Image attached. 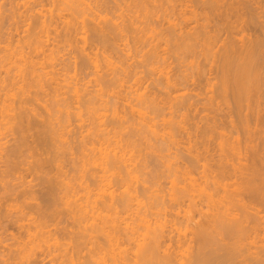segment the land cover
<instances>
[{
    "label": "bare ground",
    "instance_id": "6f19581e",
    "mask_svg": "<svg viewBox=\"0 0 264 264\" xmlns=\"http://www.w3.org/2000/svg\"><path fill=\"white\" fill-rule=\"evenodd\" d=\"M132 1L136 8V13L133 15L137 14L136 16H132L133 18L131 17L133 20L130 22V27L134 28L133 25L137 26L143 20L145 22L146 18H148L147 15L152 13L150 11L151 5L149 6L150 2L153 3L154 1L153 4L156 6L159 2L155 4L156 0H149L148 4L147 0ZM164 1L169 2L173 10L179 4L176 2L181 3V6L180 4L178 6L181 9L179 10L180 13L183 11L180 14L182 20L180 24H175L172 27L174 32H169V38L167 35L164 37L166 39L162 36L166 45L163 48L165 52H163V49L161 50V38L160 41H157V38L153 35V38L151 36L148 37V43L150 42V38L156 39L158 43L152 42L155 45L149 43L151 49L149 48L148 61H145V63L147 62L148 66L154 67L155 65L152 68L151 74L157 75L158 79H154L155 81L159 80L158 82L161 81L163 83V87H160L161 83L157 82L159 84V91L162 90L163 92L165 90L166 98L161 97V92H159L161 96H155L157 95V91L153 92L155 89L153 91L151 89L149 90L151 92H148V88L146 90V85L143 83L147 78L143 80L142 78L145 76L138 75L132 69V64H130V60H132L131 49H127L129 47V45H126L128 44V39H125L128 37L126 33L128 32L129 35L130 30L133 28L131 27V29L128 26L130 28L129 31H125V33L123 31V29H128V24H124L127 28L123 26L121 30H118L120 29H117V27H120L119 24L117 25L118 20L115 22V19L107 18V16L105 18L100 12L107 21L110 19V22L107 25L103 24V26L97 27L100 29L108 27L107 31L112 35L117 32L116 35L118 37L122 33L121 40H125L126 44H123L124 41L123 43L121 42L123 47L121 44L115 42L112 46L113 43L111 44L109 41L111 44L108 46L109 48L107 46L105 48L104 46L103 49V47L101 48L95 43L100 49L88 42L92 38L87 40L88 36L86 34L89 33V30H87L89 24L87 22L91 20L93 23V21L99 20L96 24L100 25V21L104 19L99 11L96 10L98 7L93 5L91 0H40V3H37L39 9L33 6L25 10L27 12L26 15L23 12L24 10L16 13L17 15L19 14V18L33 19V17H36L37 20L35 19V25L33 24L35 27L30 32L31 34L28 33L30 35L25 39L26 41L24 40V46L19 45L16 48L8 46L0 50V136L9 133L14 135L15 138V135H17L15 140L13 138L15 142L12 143L13 145L9 144V146L6 145L5 147V144L3 145L0 142V149H2L0 151V160L6 159L5 161L8 160L12 163L14 160H18L19 154L23 156L20 153L21 149V152L24 151L23 153H26L25 151L27 150H23V148L27 145L28 138L32 137L31 144L33 147L31 145V147L27 146V148L29 150L33 149L31 151H33L35 160L29 161V165L24 160L22 164L25 163L27 167L32 166L31 169L34 171L35 176L38 175L40 179L43 176V180L41 181L46 184L45 188L42 187V184L41 186H39L40 183L37 184L40 188L42 187L41 191L46 193L45 199L46 197L54 198L53 201H56V204L59 203L58 201H62L63 204L61 205L67 208L68 213L78 223L79 227L77 229L79 231L76 233V236L72 232V234L69 233V237L72 235V240H70L72 243L70 242L71 244L69 243L67 246L69 245L71 249L74 248L72 249L74 252L75 250L78 252V249L84 248L83 245H88L87 243L90 242L89 244H92L94 248L91 251V253L93 252V256L91 255L93 257L91 260L92 264H264V164H261V161L264 162V159L261 158L262 156L260 157L258 147L251 142L254 141V135L251 137L248 134L251 138L248 137L247 140L251 143L247 141L246 146L247 148L251 146L252 150L250 156L245 158L246 156L243 155L241 148H239V145L237 146V139L235 141V137H232L236 143L232 142V140L230 142V134L228 135L227 131H225L227 133L223 131L225 129L222 127L225 124L221 127L216 119H211V116H218V114L214 113L210 116L211 113H208L206 116H202L200 120L205 119L206 123L203 126L199 125L198 116L194 112L198 108L196 109V104H193L192 100H190L191 102L189 101L190 98L185 96L186 92L184 91L186 87L189 90L190 84L192 86L198 84L195 87H199L204 82V79L205 87H203L205 91H203L206 93H203L206 95L207 104H204L206 111L213 112L215 107L217 111H225L228 119L229 117L231 118V123L235 121L236 117L234 118V116H237L239 123L242 121L241 123L245 124L243 130H247V127L253 125L249 123L252 118L257 122L264 121V114H262L264 112V108L262 110L264 90L261 89L264 86L262 85L264 84V50L262 49L264 47V39L248 37L249 34L247 35L245 26L248 24L245 18L246 15H248L247 18L255 20V17L259 18L257 14L262 12L259 11V7H256L255 9L257 10L258 8L260 12L256 13L258 11L254 12L255 9L250 6V8L248 7V12L242 11L245 8L244 4L246 2L244 4L240 2H244V0H231L232 2L230 1V3L229 0H203V6H206L205 11H207L203 10L204 15H202L203 13H199L200 11L192 9L190 5L192 1ZM247 3L250 4L251 2ZM20 5L18 2L15 7L19 9ZM260 5L262 6V4ZM25 6L26 4H23V8ZM203 6H198V8H203ZM15 11L12 14L13 18H18ZM141 12L145 14L143 15L144 17L141 16ZM212 13H215L216 17L220 18V24L218 22H215L216 25L213 23L216 27L211 25L212 22L209 20L211 17L209 14ZM12 15H9V18ZM140 17L144 19L139 21ZM10 20H13L12 17ZM147 21L149 19L146 20L147 26L145 28L140 29L139 25L136 27L137 30L140 29L136 34L139 31L143 33L148 26L150 27L152 19L149 23ZM191 21L196 23L195 27L188 29L183 26L188 25ZM59 23H64L65 29V38L60 37L62 39L61 45L65 43L64 41H67L65 45L69 47L73 46L71 47L73 49H75L74 46L76 45V50L80 49L78 52L84 53V56L81 54L83 56L82 59L87 61V63L84 61L82 63L93 68V80L90 79L89 82L86 81L87 83L84 82L82 84L81 79L78 80V76V78L76 75L72 76L68 73V70H62V68L59 70L56 67L59 64L56 60H59V57L63 56L60 49L65 47L62 46L60 48V42L59 44L57 42L60 41V39L58 40V36H62L60 33L59 35L56 33L57 28L60 26ZM114 23L117 31L115 28H112L114 27ZM257 23L256 26L258 25ZM260 23L263 22L261 21ZM218 24L223 26V28L225 26L224 31H222L223 28L222 30L220 29L221 26ZM152 28L150 33L152 30L153 32L155 30ZM262 28L264 29V26ZM98 30L97 33L95 32L96 34H99ZM100 31L103 32L104 30L101 29ZM107 31L104 32L107 33ZM256 31H258L257 28ZM54 32L57 34V40L56 37L54 40L51 37ZM90 32L93 33V31ZM223 32H226L227 35H222L221 33ZM109 33H104L105 37L107 36L106 38L111 36H108ZM131 33L132 35L134 33V39L138 36L139 40L141 39L139 36L144 35V33L143 35H136L133 30ZM238 34L242 35L238 37ZM261 34L264 33L262 32ZM102 36L103 34L101 36L96 35V37H99L97 40L105 38L104 36L101 38ZM63 39L65 40L63 41ZM108 39H111V37ZM108 39L105 40L108 41ZM144 39L145 37L143 41ZM79 42L83 43H81L82 46L77 44ZM88 43L95 47L89 46ZM51 45L53 48H51ZM169 47L171 48L169 49ZM167 49L170 52L172 51L171 49H174L173 52L176 53V59L179 61L181 58L185 59L183 55H196V59L198 55H201L200 58L204 57L202 59V61L204 60L203 64L198 59V61L192 59L189 64L184 66L182 60L180 62L182 67H179V62L177 64L179 72L181 68L183 70V67H185L183 71L190 69L191 73L189 72V75H191L195 70V75L189 77V75H185L187 72L184 75L180 72V75L174 71L175 74H171L172 70H176V66L171 67L170 59H168L170 58L169 51ZM197 49L201 52L197 51ZM173 52L172 55H175ZM165 54L167 55L165 56ZM58 55L62 56L58 57ZM188 59L186 58V61ZM201 65L204 66L202 67ZM82 66L80 65V67ZM105 67L109 68L114 74L113 76L111 73L112 77L110 72L108 73V69L107 74L110 75L111 78L108 77L110 80L105 79V77L107 78L106 73L104 74ZM186 68L188 69L186 70ZM100 72L105 76L100 74ZM154 80L152 81L154 82ZM158 84H155V86ZM158 87L155 88L158 90ZM46 97H48L47 100L45 99ZM160 97L161 99L159 100ZM166 110H169V117L164 113ZM191 110H194V114ZM75 120L76 122L79 121L78 124L88 130H86L87 134L85 136L81 129V133L84 135L81 134L82 138L90 137L91 141L85 144L87 143L85 140L88 139H80L79 146H81V141L84 143L82 142L81 148L79 146L77 148H80V152L77 150L80 153V157L78 154L79 158L76 159V162L74 161V157L73 159L70 158V160L74 161L72 167H74L75 171L71 170L75 175H70V177L68 175L69 171H65L64 161L67 159L66 155H69L77 147L74 148L72 146L73 142L71 143L75 129L72 131L70 127L73 126L71 124ZM235 123L232 124V128L234 127V129L236 128ZM189 125L191 126L187 127ZM241 126L243 127V125ZM161 130L164 131L162 132L163 134H160ZM71 131L72 135L69 134ZM177 131L179 132L177 133ZM248 131L250 132L252 129L247 130V133ZM179 133H186V136H189L190 147L187 148V151H189L187 156H192V159L188 157L191 159V163L189 164V160L186 159L185 161H188L186 162L188 165L185 163L186 167L174 168L177 163L173 161V158L179 159V156L176 154L172 158L170 157L172 154L163 155L165 157L162 165L164 164L165 168L170 172L175 170V174L170 176L171 192L163 190H152L151 192V180L154 181L156 179L152 183L156 184L158 183L157 179H160L162 175L156 172L157 176H161L158 178L154 176L155 179H153L152 173L150 183L147 181V177L150 175L145 179H143L144 177L142 178L145 175L143 173L150 166L146 162L147 156H149V152L147 153V151L150 150L151 152L153 150L152 153L154 152V154L157 153V156H161L162 153L171 151L173 147L177 148V146H181L184 142L180 137H183L184 134L179 136ZM250 133L252 134V132ZM66 134H68L67 136L71 135L72 139H67V136L65 137ZM77 134L76 136L79 135ZM194 137L196 141L193 140ZM213 138L214 140L217 139V144L214 142V145L218 147L216 146L215 148L220 150L219 158L215 163H211L210 159V152L213 150L211 149L212 146L210 147V143ZM140 139L146 141L148 146L146 143L145 146L149 150L140 147ZM238 139L240 140V137ZM47 140L52 141L51 148L54 150H50V148L47 150L46 146L48 145H45L48 142ZM54 142H58L61 146L59 144L55 145ZM66 142L67 146L64 145ZM48 143L50 144V142ZM73 144L75 145V143ZM27 148L25 147V149ZM144 149H146V154L148 155L144 154ZM2 151H6V153ZM45 152L49 154L51 152V156L45 158L47 156ZM44 154L45 156H43ZM24 156L26 158V155ZM24 156H20L19 160L24 158ZM244 160H247V162L244 163ZM201 161L203 162L201 165L203 166L201 167L203 171L199 174L197 169H200L198 168L200 165H197L198 167L195 165L196 163H201ZM14 162L13 164H6L10 170L5 171L7 168L4 170L6 177L3 176L5 177L3 178L1 176L3 181L13 175L14 171L20 169L21 163L19 164V161L18 163L17 161ZM30 162H32V165ZM193 167L201 177L196 176L198 174H195ZM54 168L56 169V174L50 176L51 173L53 174ZM19 176L17 175V178L21 180L20 184H11L12 181H5V185L4 183H0L3 184L2 190L4 191L0 193L4 195L0 196V229H4L7 233L11 232L9 229L14 225H17L19 229L26 228L24 220L28 213L34 211L30 212L33 208L30 210L29 207L30 211H28L25 205V199L32 196V194L25 190L27 182L24 175ZM179 176L184 178L183 182L185 184L183 186L180 185L181 182L178 183L179 180L182 181ZM93 183L98 185V192L95 193L94 201H91L92 192L90 191V186ZM147 183L150 185L148 186ZM139 184L142 185H140V188L142 187L141 189H143L142 193H140ZM37 189L34 190L36 191ZM82 189L87 191L85 196L80 195ZM39 193L41 192L38 191L36 194ZM36 194L32 197L38 200V196L41 194L38 196ZM13 197L17 199L16 202L20 203V201H23L24 204L15 207L11 203V201H15ZM33 199L30 202H33ZM45 199H42V202ZM256 202H259V204H256ZM46 203L44 202L40 205L37 203L39 205L38 208L44 204L48 206ZM53 205L55 206V204ZM37 206L36 210H39ZM42 208L44 209V206ZM49 208L47 209L48 211ZM45 210L42 211L45 212ZM42 211H40L39 216H42ZM34 213L36 214V212ZM55 214L57 215V213ZM45 217L43 216L41 219H48H45ZM47 217L50 216L47 215ZM198 217L202 218L200 222L196 221ZM45 223L44 225L39 223L38 226L36 224L34 232L27 230L28 239L26 242L17 241L15 245L19 248H17L19 252L17 249L16 251L23 256L19 258L18 262L15 258L10 257L12 255H4V251L3 254L0 252V264H41V262L43 264L46 257L52 256L54 251H62L60 246L62 244L57 239L58 231H54L55 233L50 231L51 229ZM193 225L194 227H192ZM53 233L56 238L53 237ZM11 234L9 233V236ZM252 237L254 242L248 240ZM97 239L102 240L99 241ZM19 240L23 241V239ZM246 240H248V243ZM193 241L197 246L195 253L190 250H193L191 248ZM2 242L0 240V244L3 245ZM7 248L9 249V253L13 251L11 246H7ZM40 249L42 250L40 253H44L42 255L45 256L44 258L41 256L43 259L39 257L41 254H38ZM66 249L65 251L67 252L68 250ZM240 258L241 260H239Z\"/></svg>",
    "mask_w": 264,
    "mask_h": 264
},
{
    "label": "rangeland",
    "instance_id": "374dc122",
    "mask_svg": "<svg viewBox=\"0 0 264 264\" xmlns=\"http://www.w3.org/2000/svg\"><path fill=\"white\" fill-rule=\"evenodd\" d=\"M9 1L10 0H0V50L1 49H3L4 47L6 48V47H12V48H16L17 46H24V44L23 43H25L24 42V40L25 39H27V37L31 34L30 32L33 30V27H35V26H33V24L36 22V17H33V19L31 18V19H26L25 17H20L19 18V14L17 15L16 13H18V12H22L23 10V12H25L24 14L26 15V11L25 10H28V9H30L31 7H38L37 9H39V5L37 4V3H40V0H15V2H14V0H11L10 1V3H9ZM14 2V4H12L13 2ZM17 1V2H16ZM148 1L149 0H147V3H148ZM150 1H153V0H150ZM149 1V2H150ZM178 1V0H177ZM180 1V0H179ZM182 1V0H181ZM189 1H192L191 3H190V5L192 6V9H194V10H197V11H200L199 13H203L202 15H204V11H205V8H206V6H203V0H189ZM230 1L231 0H229V3H230ZM243 1V0H242ZM253 1V2H252ZM12 2V3H11ZM20 3L21 5H20V7H19V9H17L15 6L17 5V3ZM91 2L93 3V5H95V6H97L98 7V9H96V10H98L99 11V13L101 12L103 15H104V17L105 16H107V18H110V19H115V22H116V20H118L117 21V25L119 24V26L120 27H117V29L118 28H120V29H118V30H121V28L124 26V24H128L127 25V27L129 26L130 27V22H132V20L133 19H131V17L132 16H136V15H133L134 13H136L135 11H136V8H135V6H134V3H133V1L132 0H91ZM159 2V3H158ZM161 2V3H160ZM232 2V1H231ZM246 2V4L248 5L249 3H247V2H251L248 6L246 5V4H244ZM255 2H257V3H255ZM153 3H154V1H153ZM153 3H151L150 2V4H149V6L151 5V10H150V8H149V10L150 11H152V13H153V15H152V13L151 12H149V13H151L150 15H147L148 16V18H146V16H145V18H146V20H148L149 19V21H147L148 23L150 22V20L152 19V24H150V27H149V29H148V27H147V29H146V31H143V33H144V35H143V33H142V31H139V33H137L138 35H143L144 37H145V39H144V41L146 40V39H148V40H146V42H147V44H145L146 42H144L143 41V36H139V38H141L140 40L137 38L138 36H136V38H137V40H136V38L134 39V33H133V35H132V30H133V32H135V34H136V32L138 31V30H140L141 28H145V26H147V24H146V20H145V22H144V20L142 21V23H145V24H139L138 23V25H139V27H140V29H138L137 30V26H135V25H133L134 26V28L132 29L131 27V29L132 30H130V32H129V35H128V32L126 33L127 35L126 36H128L125 40H127L128 39V41H127V43L128 44H126L125 43V40H121V35H122V33H121V31H120V35H119V37L116 35V33L114 34V35H112V34H110L107 30L109 29L108 27L107 28H105V27H102L101 29L102 30H104V31H107V33H109L108 34V36H110L111 37V39H108V38H110V37H108V38H106L105 37V35H104V33L105 34H107L106 32H101L100 30V28H98V27H100V26H103V24L104 25H107V24H109V20L107 21L104 17H103V15H102V17L104 18V19H102L101 21L103 22H101L100 21V25H98V24H96V23H98L99 22V20L97 21V20H95V22L93 21V23L91 22V20L89 21V22H91L92 23V25H91V23H89V22H87L86 24L88 25L87 27H88V29L87 30H89V33L88 34H86L87 36H88V38H87V36H86V38H87V40L88 39H91V40H89L88 42H90L91 44H94L95 46H96V48H102L103 47V49H104V46H105V48H106V46L108 47V46H110L112 43V46L115 44V42H117V43H119V44H121V46H123V44H126L127 46L129 45V47H127V49L128 48H130L131 49V51H130V54H132V60H130V64H132L131 65V67H132V69H134L137 73H138V75H140V76H145L144 78H142L143 80L145 79V78H147V79H145L146 80V82H145V80H144V85H146V90H147V88H148V92H151V91H153L154 89V93H155V91H157L156 93H157V95H155V96H161V93H162V96L161 97H165L166 95H165V93H164V89L163 88H160V89H163L164 91L162 92V90L161 91H159V84L161 83V85H160V87L163 85V83L160 81V82H158V81H155V80H157L158 78H157V75L155 74H151V72H152V68H154L155 67V65H154V67L153 66H148L147 65V62L145 63V61H148V57H149V51H150V49H151V45L149 44V43H151L152 44V42H157L158 40L160 41V38H161V43H162V46H161V50L164 48V47H166V45L164 44V39H166V38H164V37H166V35H167V37H168V34H169V32H171V31H173V26L175 25V24H180L181 23V20H182V18H181V15L180 14H182L183 13V11H181V13H180V11L179 10H181V9H179L180 7L178 6L179 4H180V6H181V3L180 2H176V3H179L178 5H176L175 6V9L173 10V7H171V5H170V3L168 2H166V1H162V0H156V2H155V4H157L158 3V5L156 6V5H154ZM240 3H243L245 6V8H247V9H245V8H243L242 7V5H241V7L243 8V10L242 11H245V12H248L247 10H249V8L250 7H252L253 9H255L256 7H259V9L257 8V10L255 9L254 10V12H256V11H260V12H262V13H260L259 11L258 12H256V13H260V14H257V16L259 17V18H256L255 17V20H251V19H249V18H247L248 17V15H246L245 16V18H246V20L248 21V24H246L245 26H246V31H247V35L249 34V36L248 37H250V38H253V39H256V38H259V39H264V34H261L262 32L264 33V29L262 28L263 26H264V0H244V2H240ZM16 4V5H15ZM23 4H26V6L23 8ZM28 4V5H27ZM35 4H37V5H35ZM253 4H254V6H253ZM260 4H262V6L260 5ZM259 5V6H258ZM30 6V7H29ZM148 6V7H149ZM153 6V7H152ZM178 6V8L176 9V7ZM198 6H203V8H201V7H199L198 8ZM247 6V7H246ZM250 6V7H249ZM260 6H261V8H260ZM12 7V8H11ZM48 7H50V6H48ZM249 7V8H248ZM12 9V10H11ZM14 9V10H13ZM201 9V10H200ZM245 9V10H244ZM16 10V11H15ZM204 10V11H203ZM15 11V14L18 16V18H13V15L12 14H14L13 12ZM97 11V12H98ZM201 11H203V12H201ZM205 12H207V11H205ZM244 12V13H245ZM142 13V12H141ZM146 13V12H145ZM208 13H211V12H208ZM262 14H263V16H262ZM9 15H12V16H10V18H9ZM143 15H145V14H143L142 13V17H144ZM152 15V16H151ZM211 15V17H213V18H211L210 17V21L212 22V24L211 25H213V26H215L216 25V23L215 22H220L219 20H220V18L219 17H216L217 15H215V13H212V14H209V16ZM115 16V17H114ZM151 16V17H150ZM209 16H208V18H209ZM261 16V17H260ZM11 17H12V19L13 20H10L11 19ZM118 19H117V18ZM151 19H150V18ZM201 17H204V16H201ZM263 17V18H262ZM130 18V19H129ZM133 18V17H132ZM141 18V17H140ZM261 18V19H260ZM16 19V20H15ZM25 19V20H24ZM36 19V20H35ZM139 19V18H138ZM142 19H144V18H141L139 21H141ZM212 19V20H211ZM217 19V20H216ZM258 19V21H259V23H257L258 21H256ZM15 20V21H14ZM89 20V19H88ZM87 20V21H88ZM105 20H106V22H105ZM131 20V21H130ZM213 20H214V22H213ZM17 21V22H16ZM97 21V22H96ZM209 21V22H210ZM256 21V22H255ZM263 22V23H260V22ZM16 22V23H15ZM125 22V23H124ZM250 22V23H249ZM253 22V23H252ZM96 25H95V24ZM121 23V24H120ZM213 23H215V25L213 24ZM256 23L259 25H257L256 26ZM64 24V23H63ZM63 24H60L59 23V28H57L58 30H59V32H58V30L56 31V33L59 35V33H60V35H62V36H56L57 34L54 32L53 33V35L51 36L52 37V39L54 40L55 39V37H56V40H57V38H58V40L60 39V41H57L58 42V44H59V42H60V44H59V46L61 45V43H62V39L61 38H63L64 36H65V29H64V25ZM220 24V23H219ZM218 24V25H219ZM35 25V24H34ZM63 25V26H62ZM93 25H95V26H93ZM113 25V23H112V20H111V26ZM122 25V26H121ZM126 25L124 26V27H126ZM141 25V26H140ZM149 25V24H148ZM189 25V26H188ZM188 25L186 24V25H183V26H185V27H187L188 29L189 28H191V27H195L196 26V23H194V22H189L188 23ZM93 26V27H92ZM98 26V27H97ZM110 26V25H109ZM110 26V27H111ZM115 23H114V27H112V28H115ZM219 26H221V25H219ZM248 26V27H247ZM251 26V27H250ZM256 26V27H255ZM95 27V28H94ZM126 27V28H127ZM128 27V29L127 30H125V29H123V31H124V33H125V31H129V28ZM153 27V28H152ZM216 27V26H215ZM215 27H213V29H215ZM263 29H261V28ZM32 28V29H31ZM151 28L152 29H155L154 30V32H153V30L151 31V33H150V30H151ZM222 28H223V26H221L220 27V29L222 30ZM224 28H225V26H224ZM224 28H223V30L222 31H224ZM253 28H255V29H253ZM256 28H257V30L258 31H256ZM29 29H31L30 31H29ZM64 29V30H63ZM96 29V30H95ZM97 29H99L98 31H99V34H96L97 33ZM106 29V30H105ZM116 29V28H115ZM114 29V30H115ZM117 29H116V31H117ZM261 29V30H260ZM114 30H113V32H114ZM134 30H136V31H134ZM145 30V29H144ZM149 32H148V31ZM37 31V30H36ZM63 31V32H62ZM90 31H93V33L92 32H90ZM110 31H111V28H110ZM221 31V32H222ZM246 31H245V33H246ZM256 31V32H255ZM262 31V32H261ZM96 32V33H95ZM100 32H101V34H103V36L105 37L104 39H98L97 40V38H99V37H96V35H100L101 36V34H100ZM112 32V31H111ZM174 32V31H173ZM173 32H172V34H173ZM239 32V31H238ZM259 32V33H258ZM28 33H30V34H28ZM123 33V34H124ZM141 33V34H140ZM145 33H146V36H145ZM150 33V34H149ZM257 33V34H256ZM55 34V35H54ZM96 34V35H95ZM136 34V35H137ZM222 35H224V34H226L227 35V33L226 32H223V33H221ZM252 34V35H251ZM259 34V35H258ZM94 35V36H93ZM155 36V38H157V41H156V39H152L153 38V36ZM165 35V36H164ZM170 35H171V33H170ZM225 35V36H226ZM239 35H242V34H238V37H240ZM256 35H258L257 37H256ZM103 36L101 37V38H103ZM116 36V37H115ZM123 36V35H122ZM149 36H151L152 38H150V42L148 43V41H149ZM162 36H163V38H162ZM61 37V38H60ZM95 37H96V39H95ZM113 37H115L114 39H115V41H114V39H113ZM118 37V38H117ZM222 37H224V36H222ZM263 37V38H262ZM65 38V37H64ZM119 38H120V40H119ZM169 38V37H168ZM167 38V39H168ZM225 38V37H224ZM51 39V40H52ZM105 39H108V41L107 40H105ZM152 39V40H151ZM223 39V38H222ZM53 40H52V42H53ZM65 39H63V41H64ZM112 40V41H111ZM116 40H118V41H116ZM162 40H163V42H162ZM26 41V40H25ZM79 41V40H78ZM81 41V40H80ZM93 41V42H92ZM95 41H97V42H95ZM99 41V42H98ZM109 41H110V43H109ZM123 41H124V43H123ZM264 41V40H263ZM55 42V41H54ZM65 43H63L61 46H60V48L62 47V46H65V47H62V49H60V52L62 53V55H58V57L59 56H62V57H59V60L57 59L56 61H58V63L59 64H57V62H56V64L58 65V66H56L59 70H61V68H62V70H65V71H67L68 70V73L69 74H71L72 76H75L76 75V77L78 76L79 77V79L78 80H80L81 79V82H82V84H84V82H89V80L91 79V80H93V76L94 75H92V74H94L92 71H94V70H92L93 68L92 67H88L89 65H86V64H83L84 62L85 63H87V61H84L82 58H83V56H84V53L82 52L81 53V51L80 52H78L80 49H77L76 50V45L74 46V48L75 49H73V48H71V47H73V46H67V45H65V44H67V41H64ZM104 42H106V43H103ZM123 44H122V43ZM137 42H140V43H137ZM82 42H79V43H77L79 46H82V44H81ZM98 46H100V47H97V45ZM99 43V44H98ZM109 45H108V44ZM155 43H153L154 45H155ZM158 43V42H157ZM22 44V45H21ZM91 44H89L88 43V45L90 46ZM103 44V45H102ZM152 44V45H153ZM53 45H54V43H53ZM55 45H57V43H55ZM69 45V44H68ZM94 45H91V46H93V47H95ZM15 46V47H14ZM111 46V47H112ZM124 47V46H123ZM122 47V48H123ZM172 47V46H171ZM171 47H169V49L171 48ZM51 48H53L52 47V45H51ZM79 48V47H78ZM100 48V49H101ZM109 48V47H108ZM150 48V49H149ZM168 48V47H167ZM173 48V47H172ZM130 49H128V50H130ZM166 49V48H165ZM169 49H167L169 52V57L170 58H168V59H170L169 60V62H170V64L172 65L171 67H175V69L176 70H172V73L171 74H175V73H177V74H180L181 75V73H182V75H184L185 74V72H187L185 75H189L190 73H191V70L190 69H188V68H186V70L187 71H183V70H185V67H183V70H182V68H181V70H180V72H179V67L181 66L182 67V65H181V61L183 60L184 61V63H183V61H182V64L184 65V66H186L187 64H189V62H191L192 61V59L193 60H195L196 59V55L194 56V55H192V54H188V55H183V56H185V59H183V58H181L180 59V61L178 60V59H176L177 58V55H176V53H174L173 51H174V49H171L172 51L170 52V50ZM263 50H264V47L262 48ZM26 50H28V49H26ZM262 50V51H263ZM63 51V52H62ZM197 51H200L199 49H197ZM29 52V51H28ZM163 52H165L164 51V49H163ZM167 52V51H166ZM172 52H173V54H175V55H172ZM201 52V51H200ZM264 52V51H263ZM80 53V54H79ZM167 53V54H168ZM170 53H171V55H170ZM81 54H83V56L81 55ZM167 54H165V56L167 55ZM81 56V57H80ZM174 56H176V57H174ZM182 56V57H183ZM187 56V57H186ZM57 57V58H58ZM130 57V58H131ZM145 57H146V59H145ZM193 57V58H192ZM201 57V55L199 56L198 55V60H200L199 62H202L201 64H203V61H202V59L204 58L203 56H202V58H200ZM60 58H62V59H60ZM186 58L188 59V61H186ZM84 59H85V57H84ZM176 59V60H175ZM196 59V60H197ZM82 60V61H81ZM86 60V59H85ZM178 60V61H177ZM197 60V61H198ZM84 61V62H83ZM177 61V62H176ZM186 61V62H185ZM83 62V63H82ZM178 62H179V64H178ZM177 64L179 65V67L177 68ZM80 65L82 66V67H80ZM85 65V66H84ZM157 66V65H156ZM202 67L204 66V65H201ZM205 66H207V64H205ZM209 66V65H208ZM64 67V68H63ZM69 67V68H68ZM66 68V69H65ZM207 68H209V67H207ZM207 68H206V70H207ZM107 68L105 67V69H104V74L105 75H107V78L108 77H110V75L109 74H107V71H108V69L106 70ZM172 69H174V68H172ZM106 71V72H105ZM175 73H174V72ZM177 71V72H176ZM103 72V71H102ZM102 72H100V74H103ZM110 72V74L112 73L111 71H110V69H109V71H108V73ZM179 72V73H178ZM184 72V73H183ZM190 72V73H189ZM192 72H193V69H192ZM75 73H77V74H75ZM153 73H154V71H153ZM194 73H196V71L194 70ZM191 74L192 76L193 75H195V74ZM103 74V75H104ZM113 74V73H112ZM112 74H111V76H112ZM104 75V76H105ZM109 75V76H108ZM152 75V76H151ZM191 75H189V77H192ZM113 76H114V74H113ZM112 76V77H113ZM173 76V75H172ZM175 76H177V75H175ZM179 76V75H178ZM213 76H214V74H213ZM77 77V78H78ZM92 77V78H91ZM139 77V76H138ZM106 77H105V79L106 80H110L109 78L107 79ZM111 78V77H110ZM178 78V77H177ZM82 79H83V81H82ZM155 79V80H154ZM152 80H154V82L152 81ZM203 81L205 82V80L203 79ZM80 82V81H79ZM80 82V83H81ZM86 82V83H87ZM156 82V83H155ZM159 84H158V83ZM204 82H202L201 84H200V86L199 87H195V85H193L192 86V84H190V86H189V84H188V86L190 87H188V89L189 90H187V87H186V89H184V91L186 92L185 93V96L187 97V98H190L189 99V101L190 100H192L193 101V104H196V111H197V113H196V111H194L195 112V114H197V116H198V121H199V125L200 126H203L205 123H206V121H205V119H203V120H200V118L202 117V116H206L208 113H211L210 114V116L211 115H213L214 113L217 115L218 114V116H215V115H213V116H211V119H216V121H217V123L222 127L224 124V126L222 127L223 129H225V130H223L224 132L225 131H227L228 132V135L229 136H231V138H230V142H231V140H232V142H235L236 141V139H237V146L239 145V148H241V151H242V153H243V155L244 156H246L245 158H247V156H250V153H251V146L249 147V148H247V146H246V142L248 141L247 139H248V137H253V135H254V137H253V140L254 141H251L252 142V144L254 143V145L255 146H257L258 148L257 149H259L260 150V157L261 158H263L264 159V121H259V122H257V121H254V119L252 118V117H250V118H252L250 121L251 122H249V123H251V124H253V125H250L249 127H247L248 129L247 130H251L252 129V131H250V132H252V134L248 131V133H247V130H243V128L245 127V124H243V123H241L242 121H240V123H239V121H238V117L237 116H234V118H235V121H236V123H235V121L234 122H232L231 123V118L229 117V119H228V115L225 113V111H221V110H216V107L213 109V112H211V111H206L204 108V104L206 103L207 104V101H206V95L204 94V93H206V92H204L205 90H204V87H205V85H204ZM146 83V84H145ZM190 83V82H189ZM192 83H193V81H192ZM155 84H158L157 86H155ZM262 85H264V84H262ZM157 88L158 87V90L155 88V87ZM196 86H198V84L196 85ZM204 86V87H203ZM163 87V86H162ZM200 87H202V88H200ZM152 89V90H151ZM194 89V90H193ZM261 89H263L264 90V86L261 88ZM145 89H144V91H146ZM149 90H151V91H149ZM204 90V91H203ZM184 91H182V92H184ZM262 91V90H261ZM159 92H161V93H159ZM181 92V93H182ZM204 92V93H203ZM264 92V91H263ZM180 93V94H181ZM200 95H199V94ZM258 93V92H257ZM174 95H176V94H174ZM161 97L159 98V100L161 99ZM47 98L48 97H46L45 99L47 100ZM166 98V97H165ZM188 100V99H187ZM191 102V101H190ZM262 102H264V99H263V101ZM263 104V103H262ZM160 105H161V103H160ZM263 108H264V104L262 105V110H263ZM225 109H227L226 107H225ZM151 110V109H150ZM187 111V110H186ZM193 111L191 110V112L193 113ZM215 111V112H214ZM220 111V112H219ZM244 111H246V110H244ZM248 111V110H247ZM182 112H184V111H182ZM190 112V113H191ZM217 112V113H216ZM226 112H227V110H226ZM164 113H166L167 114V117H169L170 115L168 114L169 113V110H166ZM188 113H189V111H188ZM191 113V114H192ZM223 113V117L221 116V114ZM244 113V112H243ZM248 113V112H247ZM194 114V113H193ZM192 114V115H193ZM245 114V113H244ZM262 114H264V112L262 113ZM224 115H225V117H224ZM251 116V115H250ZM227 117V118H226ZM218 118H220V119H218ZM233 118V119H234ZM180 119V118H179ZM178 119V120H179ZM225 119V120H224ZM219 120V121H218ZM74 122V123H73ZM72 122V124L71 125H73V126H71L70 128H72V131L75 129V131H74V135H72V131L71 132H69V134H71L72 135V138H71V135H69V136H67L68 134H66L65 135V137L67 136V139H72L71 140V143L73 142V143H75V145L72 143V146L75 148L76 146V148H75V150H72L73 152H70V154L69 155H66V157H67V159L64 161L65 163H64V166H65V171H69V176L70 175H73L74 174V167H72V164H73V162L75 161L76 162V159H78L79 157H80V148H81V146L83 145L82 144V142L83 141H81V146H79V142H80V139L81 140H85V139H88V140H85V142H87V143H85V144H88V142L89 141H91V138L90 137H86V138H82V136H81V134L83 133L85 136H86V134H87V129L86 128H84L83 126H81V125H79L78 123H79V121L78 122H76V120L75 121H73ZM76 122V123H75ZM193 122V121H192ZM253 122V123H252ZM261 122V123H260ZM161 123V122H160ZM191 123V122H190ZM231 125H230V124ZM233 123H235L236 124V128L234 129V127L232 128V124ZM263 123V124H262ZM81 124V123H80ZM247 124V123H246ZM162 125V124H161ZM241 125H243V127L241 126ZM249 125V124H248ZM76 126V127H75ZM191 125H189V126H187V127H190ZM226 126V127H225ZM231 126V127H230ZM75 127V128H74ZM79 127H81V128H79ZM163 128V127H162ZM221 128V129H222ZM81 129H82V133H81ZM161 129V128H160ZM164 129V128H163ZM162 129V130H163ZM227 129V130H226ZM232 129H234V130H232ZM246 129V128H245ZM78 130H80L79 132H78ZM87 130V131H86ZM127 130V129H126ZM160 131L161 133L160 134H163L162 132H164V131ZM166 131V130H165ZM180 131V130H179ZM179 131H177V133L179 132ZM75 132H76V134H77V132H78V136H80V137H78V136H76V134H75ZM193 132V131H192ZM227 132H225V133H227ZM233 132V133H232ZM237 133V134H236ZM247 133V134H246ZM82 134V135H83ZM182 134H184V133H182ZM182 134L181 133H179L178 135L180 136H182ZM234 134V135H233ZM235 134L237 135V138H236V136H235ZM248 134H250V136H248ZM83 135V136H84ZM187 134L185 133L184 135H183V137H180V139H182V141L184 142V143H182V145L181 146H177V148H172V150L171 151H168V152H166V153H162L161 154V156H157V153H155L154 154V152L152 153V151L150 152V150H149V148H147L146 146H145V143H146V141L145 140H141L140 139V141H139V143L141 144V146L140 147H144V148H147L149 151H147V153L149 154V156H147L146 158H147V161L146 162H148L147 164L148 165H150L149 167H148V169L145 171V172H148V173H143V175L144 176H142V178L143 179H145L148 175H150V176H148L147 177V181L150 183V180L153 178V179H155L154 178V176H157L158 174L156 173V172H158V173H160L161 175H159V176H157L156 178H158V177H160L161 176V178L160 179H157L158 180V183H156V184H152V183H154V181L156 180H151V185L149 184V183H147L148 184V186L150 185V191L152 192V190H160V191H165V192H171L170 190H171V188H172V186H171V178H170V176H172L173 174H175V170L173 171V172H170V171H168L167 170V168H165V166H164V164L162 165V163L164 162L163 160H164V157L165 156H163V155H169V154H172L170 157H175L176 156V154L179 156L178 158L179 159H175V158H173V161H175V163H177L175 166H174V168L176 167H186L185 166V163L186 162H188V161H185L186 159L187 160H189V164L191 163V155L190 156H187L189 153V151H187L188 149V147H190V145H189V136H186ZM16 137H17V135H15ZM75 136V137H74ZM15 137V138H16ZM70 137V138H69ZM77 137V138H76ZM232 137H235V139L234 138H232ZM238 137H240V140L238 139ZM250 137V138H251ZM13 138H14V135H12V134H9V133H5V134H2L1 136H0V142L6 147V145H8L9 146V144L11 145L12 143H15L14 142V140H15V138H14V140H13ZM79 138V139H78ZM249 138V139H250ZM29 140H27V145L25 146L26 148H27V146L28 147H31V141L33 140L32 139V137H30V138H28ZM65 139V138H64ZM74 139L76 140V141H78V142H74ZM78 139V140H77ZM196 138L194 137V139L193 140H195ZM216 139V138H215ZM233 139L235 140V141H233ZM69 140V141H70ZM9 141V142H8ZM50 142V144L48 143V142ZM46 142L47 143H45V145H48V146H46V148H47V150L50 148V150H54V149H52L51 148V145H52V141H50V140H47ZM67 141V140H66ZM196 141V140H195ZM217 141V139L216 140H214V138H213V140H212V142L210 143L211 145H210V147L212 146V148L211 149H213V150H211V152H210V159H211V163H215L216 162V160H218V158H219V154H220V150H217L218 148H215L217 145H214L215 143L214 142H216ZM239 141V142H238ZM241 141V142H240ZM30 142V143H29ZM142 142V143H141ZM235 142V143H236ZM248 142H250V141H248ZM250 142V143H251ZM257 142V143H256ZM0 143V144H1ZM55 143V142H54ZM60 143H63V142H60ZM78 143V144H77ZM84 143V142H83ZM143 143H144V145H143ZM58 145L59 143L58 142H56L55 143V145ZM77 144V145H76ZM194 144V143H193ZM216 144H217V142H216ZM245 144V145H244ZM247 144H249V143H247ZM13 145V144H12ZM60 146H61V144H59ZM65 146H67V142H66V144H64ZM63 145V146H64ZM146 145H147V143H146ZM214 145V146H213ZM78 146L80 147L79 149H77L78 148ZM148 146V145H147ZM249 146V145H248ZM25 147L23 148V150H27V151H25L26 153H23V152H21L22 151V149H21V151H20V153H22L23 154V156L24 155H26V158H25V156H24V158H21V160H19L20 159V156L21 157H23L22 155H20L19 154V157L17 158L18 160H14V161H17V163H18V161H19V164L21 163L22 164V162H24V160H26L27 161V164L29 163V161H34L35 160V158H34V154H33V151H31V150H33L32 148H31V150H29V148H27V149H25ZM32 147H33V145H32ZM178 147H180V148H178ZM218 147V146H217ZM65 148V147H64ZM141 148V149H142ZM216 149V150H215ZM245 149V150H244ZM246 149H248V150H246ZM2 149H0V151H1ZM29 150V151H28ZM44 150H46L45 148H44ZM79 152H78V151ZM145 150V153L144 154H146V149H144ZM249 150H250V152H249ZM76 151V152H75ZM3 153H6V151H2ZM78 152V153H77ZM144 152V151H143ZM247 152H248V154H247ZM262 153V154H261ZM27 154H28V156H27ZM45 154L47 155V156H45ZM45 154L43 155V156H45V158L47 157H50L51 156V152H50V154L47 152H45ZM49 154V155H48ZM73 154V155H72ZM78 154H79V157H78ZM148 154H146V155H148ZM152 154V155H151ZM153 154H154V156H153ZM245 154H247V155H245ZM33 156V157H32ZM69 156V157H68ZM153 156V157H152ZM155 156H156V158H155ZM163 156V157H162ZM73 157H74V161L73 160H70V158L71 159H73ZM76 157V158H75ZM150 157H152V158H150ZM170 157H168V158H170ZM186 157V158H185ZM188 157H190L191 159H189ZM160 158V159H159ZM163 158V159H162ZM172 158H171V160H172ZM23 159V160H22ZM33 159V160H32ZM150 159V160H149ZM262 159V160H263ZM6 159H2V160H0V183H4V185H5V181H12L11 182V184L12 183H19L20 184V179H18L17 178V175L19 176H21V175H24V177H25V181L28 183V185H27V183L25 184L26 186H25V190L28 192L29 191V193H31L32 194V196L34 197V195L38 192V191H40L41 193H39V194H41V195H39V194H36L38 197H39V199L37 200V199H33V197L32 196H29L27 199H25V205H26V207L28 208H30V210H29V208H28V211H30V212H32L33 210V212L32 213H28L27 214V217L25 218V220H24V224H25V226H26V228H24V229H19L18 228V226L17 225H14L13 227L11 226L10 227V229H9V231L11 230V232H9L11 235H13L14 236V238H13V236H9V233H7L4 229H0V240L1 241H3L2 243H3V245L2 244H0V245H2L0 248V252L3 254V252H4V255H12V256H10V257H13V258H15V260L18 262L19 261V258H22L23 256H21L22 254H20V253H18L19 251H18V247H16L17 245H15L16 243H17V241H20V242H26L27 241V239H28V232H27V230L29 231V230H32L31 232H34V230H35V227H36V224H37V226H38V224L40 223V224H43L44 225V223L45 222H47V223H45V224H47L46 226L49 228V229H51L50 231H58L57 232V239H58V242L59 243H61L62 245H64L63 247H62V245H60L61 246V248H62V251H54V253L52 254V256H47L46 257V260L44 261V263L43 264H92V259H93V252L91 253V251L92 250H94V248L92 247V244H89V243H87L88 245H83V247L85 248H80V249H83V250H80V249H78V252L75 250V252H74V250H72V249H74V248H70L69 247V245L67 246V244H69L70 242L72 243V241H70V240H72V235H71V237H69L70 235H69V233L70 234H72V233H74L73 235L74 236H76V233L79 231L77 228L79 227L78 226V223H76L75 222V220L73 219V216L71 215V214H69L68 213V210H67V208L65 207V206H63V205H61V204H63V202L62 201H58L59 203H57L56 204V201H53V199L54 198H48V197H46V199H47V201H45L46 199H45V195H46V193H44V191L42 192L41 191V189H42V187L43 188H45V185L46 184H44L43 183V181H41V180H43L42 179V177L43 176H41V179H40V177L38 176V175H36L35 176V174H34V171L31 169V167L30 166H28V167H30V168H28L27 167V165H25V163H23L22 164V166H21V164H20V169L19 170H17V171H19L18 172V174H16L17 173V171H14L15 173L13 174V175H11V176H9V177H7V179L6 180H2L3 178H5L6 177V173H5V175H4V172L5 171H8V169H9V167H7V165L6 164H9V163H12V162H9L8 160L7 161H5ZM7 162V163H5V162ZM11 161V160H10ZM13 161V160H12ZM13 161V163H15ZM21 161V162H20ZM78 161V160H77ZM160 161V162H159ZM163 161V162H162ZM1 162H4V163H1ZM9 162V163H8ZM72 162V163H71ZM247 162V160H244V163H246ZM12 163V164H13ZM17 163H16V166H17ZM32 162H30V164H31ZM200 163V162H199ZM199 163H196V167H198L199 165V167L198 168H200V169H197V171H199V174L203 171V168H201V167H203V166H201L202 164H203V162L201 161V163L199 164ZM264 164V162H262L261 161V164ZM187 164V163H186ZM260 164V165H261ZM29 165V164H28ZM32 165V164H31ZM147 165V166H148ZM162 165V166H161ZM188 165V164H187ZM198 165V166H197ZM5 166V167H4ZM9 166V165H8ZM24 166V167H23ZM194 166V167H195ZM24 169H23V168ZM67 167V168H66ZM194 167H193V169H194ZM195 167V168H196ZM260 167H262V166H260ZM7 168V169H6ZM30 170H28V169ZM6 169V170H5ZM24 171H23V170ZM25 169H26V171H25ZM73 169V170H72ZM182 169V168H181ZM191 169H192V167H191ZM264 169V168H263ZM2 170V171H1ZM5 170V171H4ZM10 170V169H9ZM56 169L54 168V170H53V174L51 173L50 174V176L51 175H54V174H56V171H55ZM71 170L72 171H74V172H71ZM196 169H194V171H195ZM21 171V172H20ZM33 172V174H32V172ZM54 171H55V173H54ZM264 171V170H263ZM2 172V173H1ZM26 174H25V173ZM30 172V173H29ZM28 173V174H27ZM68 173V172H67ZM72 173V174H71ZM152 173H153V176H152V178H151V175H152ZM147 174V175H146ZM155 174V175H154ZM195 174H198V172H196L195 171ZM196 175L197 177L198 176H200V175ZM16 175V177H14ZM75 175V174H74ZM180 175V174H179ZM1 176L3 177V176H5V177H3L2 179H1ZM19 176V177H20ZM27 176V177H26ZM180 176H182V175H180ZM179 176V178H181ZM39 177V178H38ZM71 177V176H70ZM201 177V176H200ZM11 178V179H10ZM15 180H14V179ZM149 178V179H148ZM39 179H40V181H39ZM182 179V181H178V183H180L181 182V184L180 185H184L185 184V182H183V179L184 178H181ZM19 180V182H17ZM15 181V182H14ZM45 182V181H44ZM40 183V185L39 186H41V184H42V187L40 188L39 186H38V184ZM44 184V185H43ZM146 184V185H147ZM1 186H0V193H2V192H4L2 189H3V184H0ZM29 185H31V186H29ZM33 185H34V187H33ZM36 185V186H35ZM140 185L141 184H139V188H140ZM142 186V185H141ZM2 187V188H1ZM30 187V188H29ZM33 189H32V188ZM39 187V188H38ZM181 187V186H180ZM38 188V189H37ZM142 188V187H141ZM140 188V193H142L143 192V189H141ZM34 189H37L36 191L34 190ZM47 189V188H46ZM45 189V190H46ZM31 190V191H30ZM80 190V189H79ZM34 191V193H32ZM90 191L92 192V198H91V201H94V199H95V193H97L98 192V185H95L94 183L93 184H91V186H90ZM86 190H84V189H82V191L80 192V195L82 196H85L86 195ZM155 192V191H154ZM44 193V194H43ZM156 193H157V191H156ZM4 194V193H3ZM34 194V195H33ZM43 194V195H42ZM165 194V193H164ZM0 196L2 197V196H4V195H2V194H0ZM47 196V195H46ZM14 198V197H13ZM32 199H33V202H30V201H32ZM42 199H45V200H43L48 206H46L45 204L43 205L44 206V209L42 208L43 206L41 205L40 206V208H38L39 207V205L42 203H44V202H42ZM13 200V199H12ZM14 200L15 201H11V203L15 206V207H18L19 205H22V204H24L23 203V201H20V200H18V201H20V203L19 202H16L17 201V199H15L14 198ZM36 200V201H35ZM30 202V204H29V202ZM39 201H41V202H39ZM36 202V203H35ZM61 202V203H60ZM11 203H8V204H11ZM29 205H28V204ZM39 205H38V204ZM55 204V206L52 204ZM255 203V202H254ZM11 204V205H12ZM36 204V205H35ZM59 204H60V206H59ZM256 204H259V202L257 203L256 202ZM38 205V206H37ZM50 205H51V209L49 208L50 207ZM58 205V206H57ZM36 206H37V209H39V210H36ZM48 207L49 208V211L47 210L48 208H46V207ZM60 207V208H57V207ZM55 207V208H54ZM46 209V210H45ZM57 209V210H56ZM42 210H45V212L44 211H42ZM54 210H56V211H54ZM170 210V209H169ZM39 211V212H38ZM40 211H42V213L43 214H41L42 216H39V213H41ZM47 211V212H46ZM34 212H36V214L34 213ZM53 212V213H52ZM57 213V215L55 214V213ZM46 213V214H45ZM48 213V214H47ZM51 213V214H50ZM47 215L48 216H50V217H47ZM45 217V219L46 218H48V219H46V220H44V218L43 219H41L42 217ZM52 216V217H51ZM72 216V217H71ZM38 217H40V218H38ZM49 218H51V219H49ZM42 221H41V220ZM55 219V220H54ZM201 217H198L197 219H196V221L197 222H200L201 221ZM44 222V223H43ZM49 223V224H48ZM0 225H1V220H0ZM30 225H31V228H30ZM49 225V226H48ZM53 225V226H52ZM196 225V224H195ZM28 227V228H27ZM192 227H194V225L192 226ZM30 228V229H29ZM26 229V230H25ZM53 229V230H52ZM47 230V229H46ZM69 230V231H68ZM73 230H77L76 232L75 231H73ZM66 231H68L67 233H66ZM72 232V233H71ZM52 233V232H51ZM55 233V232H54ZM53 233V237H55L54 234ZM69 235V236H68ZM16 237V238H15ZM22 237V238H21ZM192 237H193V235H192ZM56 238V237H55ZM69 238H71V239H69ZM75 238V237H74ZM16 239V240H15ZM19 239H23V241L22 240H19ZM74 240V239H73ZM96 240V239H95ZM94 240V241H95ZM97 240H99V241H101L100 239H97ZM248 240H250V242H251V240L253 241V237L251 238V239H248ZM248 240H246L247 241V243H248ZM255 240V239H254ZM249 242V245L251 244ZM254 242V241H253ZM70 243V244H71ZM246 243V244H247ZM21 244V243H20ZM260 245V244H259ZM259 245H256V246H259ZM7 246L9 247V246H11V249H13V251H11L10 253H9V249L7 248ZM19 246V245H18ZM251 246V245H250ZM250 246H248V247H250ZM20 247V246H19ZM71 247H72V245H71ZM4 248V249H3ZM18 248V249H17ZM67 248V249H66ZM191 248H193V250L192 249H190L191 251H193L194 253L196 252V248H197V246H196V243L193 241V243H192V247ZM254 248V247H253ZM252 248V249H253ZM16 249H17V251H16ZM65 249L66 250H68L67 252L65 251ZM64 250V251H63ZM38 251V250H37ZM40 251H42L41 249L38 251V254L40 255L39 257H45V256H43L42 254H44V253H40ZM80 251V252H79ZM16 252V253H15ZM190 254V253H189ZM193 254V253H192ZM191 254V255H192ZM3 255V256H4ZM92 255V256H91ZM190 255V256H191ZM2 256V255H1ZM8 256H6V258H8ZM41 257V259H43ZM92 257V258H91ZM12 258V259H13ZM187 258V257H186ZM73 259H74V262H73ZM239 260H241V258L239 259ZM185 261H187V260H185ZM11 262H13V260H11ZM91 262V263H90ZM41 264H42V262H41Z\"/></svg>",
    "mask_w": 264,
    "mask_h": 264
}]
</instances>
